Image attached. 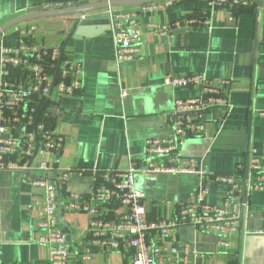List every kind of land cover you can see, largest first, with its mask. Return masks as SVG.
Wrapping results in <instances>:
<instances>
[{"label": "crops", "instance_id": "obj_1", "mask_svg": "<svg viewBox=\"0 0 264 264\" xmlns=\"http://www.w3.org/2000/svg\"><path fill=\"white\" fill-rule=\"evenodd\" d=\"M42 1L0 0V24L36 9ZM65 1L74 6L99 0ZM107 11L32 19L38 28L31 40L52 48L61 49L75 28L63 56L75 68L77 85L61 99L53 91L42 113L63 138L62 148L50 170L31 175L45 176L56 186L58 223L72 244L69 264H130L129 252H108L91 240L86 212L65 207L68 192L87 197L100 185L104 169H135L134 184L144 194L147 218L158 221L171 218L188 202L206 173L234 172L250 148L264 155V117L258 113L264 111V4L251 1L235 9H213L207 0H173L155 11H139L135 20L141 33L138 49L131 58L121 60L116 59ZM181 17L207 22L170 34L158 32ZM18 40L12 29L0 35L3 44ZM196 73L220 87L229 103L228 107H211L204 132L186 138L178 149L175 162L193 161L204 174L149 173L146 141L170 134L168 118L175 99L201 92L200 84L167 85L165 75ZM224 78L230 83L222 84ZM29 177L24 170L0 168V264H49L48 247L38 241L41 231L37 227L44 188L32 185ZM208 185L205 201L222 205L224 185L211 179ZM247 201L243 229L264 230V189L253 191ZM99 207L105 217H116L109 204ZM152 234L164 245L193 242L204 261L264 264L262 234L237 232L228 254L221 253L215 235L188 225L161 237L156 231ZM82 253L89 255L88 261L79 260Z\"/></svg>", "mask_w": 264, "mask_h": 264}, {"label": "built area", "instance_id": "obj_2", "mask_svg": "<svg viewBox=\"0 0 264 264\" xmlns=\"http://www.w3.org/2000/svg\"><path fill=\"white\" fill-rule=\"evenodd\" d=\"M172 1L151 2L119 10L108 8L117 60L131 58L138 49L141 33L135 27V20L139 11H155ZM207 1L213 9H235L251 2ZM68 5L65 0H44L36 9ZM206 22L195 17H181L160 27V31L158 27L154 31L170 34L176 29ZM37 28L34 20L16 24L11 29L19 35L17 43H0V168L24 170L30 174L32 185L44 188L43 202L38 205L37 227L41 231L38 241L48 247L49 264H69L72 244L58 223L56 186L45 176L31 175L50 170L61 151L63 138L46 123L42 113L53 91L59 99L73 93L77 85L73 80L75 68L62 54L56 70L61 49L31 40ZM164 83L173 87L200 84L201 92L195 97L175 99L168 118L170 134L146 141V171L153 174H204L193 161L175 162L178 149L186 138L204 132L205 115L211 107L229 106L227 96L220 87L198 73L185 76L167 74ZM221 83L229 84L230 79L224 78ZM258 113L264 117V111ZM165 159L166 164L161 161ZM135 171L133 168L104 169V181L87 197L68 192L65 204L67 209L87 213L88 234L93 242L108 252H129L130 264H219L201 260L202 256L193 242L164 245L153 239L152 231L161 237L167 231L188 225L215 235L217 246L224 254L231 252L233 236L239 231L264 235V230L252 232L245 227L243 229L242 225L248 206L247 197L255 190L264 189V155H257L254 149L247 151L246 160L238 164L234 172L206 173L205 181L191 194V199L180 205L171 218L158 221L147 218L144 194L134 184ZM209 179L224 185L220 206L205 201ZM105 203L112 207L115 218L102 215L99 205ZM89 258L85 253L79 255L81 261Z\"/></svg>", "mask_w": 264, "mask_h": 264}, {"label": "water", "instance_id": "obj_3", "mask_svg": "<svg viewBox=\"0 0 264 264\" xmlns=\"http://www.w3.org/2000/svg\"><path fill=\"white\" fill-rule=\"evenodd\" d=\"M157 1H163V0H99V1L91 2V3H87L83 5H74V6H67V7H61V8H53V9L31 10L21 15L10 18L7 21L1 23L0 24V35L9 27H12L16 24H19L25 21H29V20L37 19L41 17L72 14V13L83 15L87 12L98 10V9H104V8H109V7H133V6H138V5L147 4L151 2H157ZM251 1H254L257 4L259 3L264 4V0H251ZM89 16H92V15H89ZM74 33H75V28L72 29V31L69 33L66 41L68 40V38L74 35ZM65 43L61 48V53L57 61L56 70L61 60L63 50L65 47ZM56 70L54 73H56ZM47 100L48 98H46L45 103L47 102ZM78 264H81V262H79Z\"/></svg>", "mask_w": 264, "mask_h": 264}, {"label": "rangeland", "instance_id": "obj_4", "mask_svg": "<svg viewBox=\"0 0 264 264\" xmlns=\"http://www.w3.org/2000/svg\"><path fill=\"white\" fill-rule=\"evenodd\" d=\"M9 30H11V27H9L8 29H6L4 32H8Z\"/></svg>", "mask_w": 264, "mask_h": 264}]
</instances>
